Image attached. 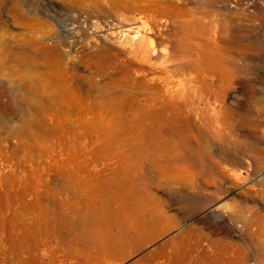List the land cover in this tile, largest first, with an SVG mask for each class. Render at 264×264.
I'll return each mask as SVG.
<instances>
[{"label": "rangeland", "instance_id": "obj_1", "mask_svg": "<svg viewBox=\"0 0 264 264\" xmlns=\"http://www.w3.org/2000/svg\"><path fill=\"white\" fill-rule=\"evenodd\" d=\"M140 13L197 58L190 98L129 86ZM263 228L264 0H0V264H264Z\"/></svg>", "mask_w": 264, "mask_h": 264}, {"label": "bare ground", "instance_id": "obj_2", "mask_svg": "<svg viewBox=\"0 0 264 264\" xmlns=\"http://www.w3.org/2000/svg\"><path fill=\"white\" fill-rule=\"evenodd\" d=\"M143 14L144 13H140L137 18L135 17V23L133 25H127L125 29V41L128 51L124 62L132 77V82L129 83V86L136 89L138 92L142 89L147 93H154L156 100L165 107L170 106V104L175 103L179 99L185 97L190 98L189 94L191 95V92L195 93L196 91H200L199 82L202 76V69L197 58L194 59V61H186L181 59L177 53L170 52L169 46L166 44L169 40L163 34V27H168V25L165 26V23L158 19L153 18V20H149L147 19L148 16ZM174 21L184 30L186 38L191 37L196 39V44H187L190 47L192 46V53L198 55L199 51L197 48L200 50L201 47V45L198 47V43H201L203 40L207 41L206 35L207 32L208 34L210 33L211 27L209 25L207 26V23H204L205 21L203 22L201 17L195 15L192 18L190 17V19L181 20L175 18ZM212 31L216 32L217 29L212 27ZM207 42L209 44V41ZM208 52L211 54L210 51ZM203 54L206 58V54ZM220 64L221 63L218 61L213 60L210 66L216 70L219 75L221 73L225 75L230 82L233 74H231L230 70V73L227 72L229 68L225 70L223 63L222 67ZM146 66H159L161 72L159 74H150ZM194 72H197L198 75L194 74ZM141 75L142 77H140ZM208 97L207 100H197L198 113L207 116L211 114L212 111L217 110V105H219V103L215 101L214 96L208 93ZM200 98H202V96ZM211 98H213L214 101H212ZM251 221L252 220H250V223ZM252 222L254 223V221ZM258 235L259 237L264 236V228L258 232ZM261 245L264 250V242H262ZM229 264L232 263L229 262Z\"/></svg>", "mask_w": 264, "mask_h": 264}]
</instances>
